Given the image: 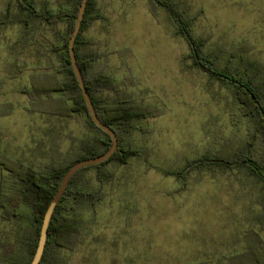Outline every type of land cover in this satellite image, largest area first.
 I'll use <instances>...</instances> for the list:
<instances>
[{"label": "rangeland", "instance_id": "1", "mask_svg": "<svg viewBox=\"0 0 264 264\" xmlns=\"http://www.w3.org/2000/svg\"><path fill=\"white\" fill-rule=\"evenodd\" d=\"M28 1L53 9L68 5ZM172 1L191 19L203 52L218 55L220 68L239 65L243 71L253 63L264 77V0ZM92 2L99 17L83 31L80 53L94 56L89 77L107 73L121 83L117 90L104 85L98 94L158 112L138 119L126 136L139 155L81 173L83 188H101L102 197L95 208L89 202L79 208L82 233L73 248L60 251L58 264L247 262L238 256L250 245L264 246V183L245 166L227 169L215 161L175 174L199 158L246 149L251 121L240 113L236 82L194 65L187 41L173 33L171 17L155 0ZM25 13L19 0H0V156L43 172L101 133L86 115L55 112L59 92L38 100L31 91L42 75L53 80L61 56L51 47L61 42L67 25H25L19 20ZM100 170L106 175L102 183ZM18 187L0 167V198ZM19 213L5 218L0 210V264L29 255L31 209L21 204Z\"/></svg>", "mask_w": 264, "mask_h": 264}, {"label": "trees", "instance_id": "2", "mask_svg": "<svg viewBox=\"0 0 264 264\" xmlns=\"http://www.w3.org/2000/svg\"><path fill=\"white\" fill-rule=\"evenodd\" d=\"M155 2L166 9L171 17L174 23L173 33L180 35L187 41L190 48L189 56L195 66L223 82L226 77L222 74H228L229 81L236 82L235 100L240 105L241 115L251 121L245 140L246 149L238 147L239 150L235 148L236 150L234 149L228 156L217 154L214 158L205 157L191 161L185 169L179 171L178 174L175 173L176 176L180 177V174H185L191 168L205 167L211 161H215L221 167L227 169L235 166H245L264 183V115L259 106L261 105L264 110V77H259V70L253 69V63L244 65L243 71L239 65L232 69L229 66L220 68L217 64L218 55L203 52V40L194 34L191 19L177 7L176 3L172 0H155ZM19 3L22 9L26 10V13L19 18L25 25L39 22L56 24L59 21H64L67 25L66 33L61 37V42H54L51 47L53 52H59L61 56L60 66L51 73L53 80L47 77L49 74L42 75L45 77L35 79L34 88L31 91L35 93L38 100L45 97L54 98L53 93L59 92L61 96L58 102L60 103L53 108L55 112L65 116L86 115L91 127L101 133L99 138L85 144L82 149H75L62 155L63 157L56 158L53 163L47 165L43 172L20 161L7 159L3 155L0 156V167L8 169L14 183L19 186V190L15 194L4 195L0 198L2 215L5 218H16L20 215V205H27L31 209L32 216L31 218L29 216V218L33 226L32 233L26 237L25 242L29 251L27 259L19 261L16 258L14 260L5 259L14 264H30L37 247L46 209L63 176L74 163L106 152L112 143V138L98 127L89 115L83 91L71 64L69 40L75 26L81 0H67V6H60L57 9H53L48 3H45L42 7H37L28 0H19ZM97 17L99 16L94 14L92 0H88L81 29L75 42V53L96 112L102 121L116 132L119 145L108 160L78 170L70 180L54 211L40 264H58L60 262L58 256L60 251L75 246L83 230V220L78 216L79 208L86 202H89L95 208L102 197L101 188L98 190L83 188L79 183L81 173L92 167L100 169L103 165L112 161L127 164L131 157L139 155L140 150L138 148L125 143L126 136L137 128L136 121L138 119L148 115L152 116L158 112V109L140 107L128 98L120 99L116 103L107 102L98 94L100 88L104 85H111L117 90L120 88L121 83L113 80L107 73L89 77L88 73L93 66L94 56L90 53H80L81 47L85 45V41L82 40L83 31L89 25L90 20ZM225 69L229 73L223 71ZM105 179L106 175L100 170L98 180L102 183ZM238 257H246L244 261L249 260L247 262H229V264H264V246L250 245Z\"/></svg>", "mask_w": 264, "mask_h": 264}, {"label": "water", "instance_id": "3", "mask_svg": "<svg viewBox=\"0 0 264 264\" xmlns=\"http://www.w3.org/2000/svg\"><path fill=\"white\" fill-rule=\"evenodd\" d=\"M88 4V0H81V4L79 6V10H78V14L75 20V26L73 28V31L71 33L70 36V40H69V54H70V58H71V64L72 67L74 69L75 75L78 79L79 85L83 91V96L85 98L86 101V105H87V109L88 112L92 118V120L97 124L98 127H100L102 130H104L106 133H108L110 135V137L112 138V143L109 147V149L104 152L101 155L98 156H93V157H89L86 159H82L76 163H74L65 173V175L62 178V181L58 187V189L56 190L53 198L51 199L43 221H42V225H41V229H40V234H39V239H38V243H37V247L35 250V253L33 255V258L30 262V264H40V261L42 259V256L44 254V250H45V246H46V242H47V238H48V234H49V226L54 214V211L59 203V201L61 200V198L63 197L68 184L70 182V180L72 179V177L74 176V174L84 168V167H89V166H93V165H97L100 163L105 162L106 160H108L113 153L117 150L118 145H119V138L118 135L116 134V132L112 129V127H110L108 124H106L105 122L102 121V119L98 116L96 109L94 107V104L92 102L91 96L89 94L88 88L86 87V83L84 80V76L81 72V69L79 67V64L77 62V57H76V53H75V42L77 39V36L80 32L81 29V25H82V21H83V17L85 15V10ZM260 106V110L262 112V114L264 115V110L263 108Z\"/></svg>", "mask_w": 264, "mask_h": 264}, {"label": "crops", "instance_id": "4", "mask_svg": "<svg viewBox=\"0 0 264 264\" xmlns=\"http://www.w3.org/2000/svg\"><path fill=\"white\" fill-rule=\"evenodd\" d=\"M239 167V166H238ZM235 168V167H234ZM228 169H231V168H228Z\"/></svg>", "mask_w": 264, "mask_h": 264}, {"label": "flooded vegetation", "instance_id": "5", "mask_svg": "<svg viewBox=\"0 0 264 264\" xmlns=\"http://www.w3.org/2000/svg\"><path fill=\"white\" fill-rule=\"evenodd\" d=\"M89 113V112H88ZM90 115V114H89ZM15 194V193H14Z\"/></svg>", "mask_w": 264, "mask_h": 264}]
</instances>
